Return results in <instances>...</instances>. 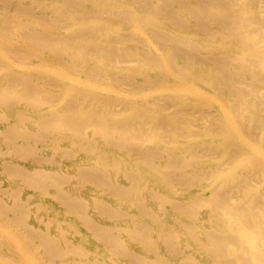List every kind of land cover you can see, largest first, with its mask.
<instances>
[{
	"label": "bare ground",
	"instance_id": "1",
	"mask_svg": "<svg viewBox=\"0 0 264 264\" xmlns=\"http://www.w3.org/2000/svg\"><path fill=\"white\" fill-rule=\"evenodd\" d=\"M0 264H264V0H0Z\"/></svg>",
	"mask_w": 264,
	"mask_h": 264
}]
</instances>
